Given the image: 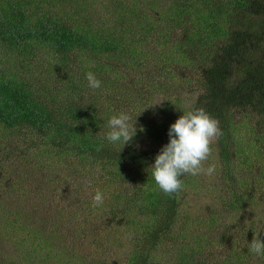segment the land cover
<instances>
[{"label": "trees", "instance_id": "trees-1", "mask_svg": "<svg viewBox=\"0 0 264 264\" xmlns=\"http://www.w3.org/2000/svg\"><path fill=\"white\" fill-rule=\"evenodd\" d=\"M96 1L0 0V248L23 249L0 264H264L245 221L256 196L264 219V0ZM194 108L219 121L228 190L202 213L179 208L189 175L170 196L150 168ZM120 112L122 149L94 134Z\"/></svg>", "mask_w": 264, "mask_h": 264}, {"label": "clouds", "instance_id": "clouds-1", "mask_svg": "<svg viewBox=\"0 0 264 264\" xmlns=\"http://www.w3.org/2000/svg\"><path fill=\"white\" fill-rule=\"evenodd\" d=\"M86 79L91 89L101 87V81L94 73L88 72ZM131 120L130 115L125 112L111 116L108 120L109 131L106 133V139L112 143H120L121 149L131 143L137 132L136 120L130 122ZM139 130L143 131V128ZM221 135L219 121L204 108H194L179 116L169 127L168 143L162 146L150 166L159 189L171 196L182 189L183 181L180 177L184 175L212 176L216 172V166L210 164L205 168L204 162L212 153L213 141ZM103 200V193L96 189L93 206L102 205ZM250 250L257 256L264 255V231L253 234Z\"/></svg>", "mask_w": 264, "mask_h": 264}, {"label": "rangeland", "instance_id": "rangeland-1", "mask_svg": "<svg viewBox=\"0 0 264 264\" xmlns=\"http://www.w3.org/2000/svg\"><path fill=\"white\" fill-rule=\"evenodd\" d=\"M96 2H97V5L94 7V9H96L98 11V13L103 15L104 11L106 10L105 5L107 6V3L109 4V0H97ZM126 2L129 3L130 1L127 0ZM107 16L108 15H106V17ZM103 17H105V16H103ZM157 97H158V100H160V101L164 99L163 96H161V95H158ZM190 99H192V98L190 97ZM108 131H109V128L105 127L104 129L96 130V132L94 134H96L99 138L102 136H105L104 139H106V133ZM211 148H212V153L208 157L207 161L204 162V167L207 168L210 164H214L216 166V172L212 176H207L204 174L195 175V176L189 175L190 176L189 178H191V180H189V181L194 180L195 182H192V183L189 182L190 187L189 186L184 187L183 191L180 192V196L184 197V200L181 203V206H179L180 210H192V209H194L195 213H202L203 209L204 210L206 209V206L207 207H213V204L215 202V197L225 198L226 193L228 192L227 186L226 185L221 186L219 184V182H217V180H218L217 174L221 173L220 170L224 169V166L221 163L222 159L220 158V156L218 154V150L216 149V145L214 144V141L211 145ZM57 161H58V159L56 157L52 159L53 164L56 163ZM60 165L64 166L65 168L59 169V166H57V165H52V166L58 167L57 171L59 172V170H60V174H64L65 172H67L66 161L60 160ZM249 180H250V178H249ZM262 188H264V187H262ZM257 192H259V190H257ZM257 200H258V197L256 196V201ZM256 201H252V204L250 205V208H249L251 217H249L248 219H245L246 223L250 221V224H251L253 222V225H250V227H247V229L249 230L248 234L250 236H253V234H255L257 231H264V219L261 221H259L258 219H256V220L253 219V218H255L253 216V212H255L257 210V208L254 207L252 209L251 207L256 205ZM261 211H262V209H260L255 215H259L261 213ZM204 214H206V211ZM238 216L240 217V214ZM218 221L220 223V220H218ZM223 223H226V221L224 220ZM238 223H239V220L237 217V221H236V224L234 226H236ZM220 225H222V223H220ZM203 229L206 230V228H203ZM230 232H231V230H230ZM230 232H229V234H230ZM229 237H230V235H229ZM69 239H70L69 242L73 243L75 246L77 243L80 242L79 241L80 239L78 241H76V239L74 237L69 238ZM122 241L123 240H121V243L123 244L124 242H122ZM237 241H239V240L236 238L232 239L233 247L237 246L236 245ZM114 243H116V241H114ZM124 245L128 246L129 243H126ZM212 245L215 247L214 250L216 252H224V246H225L224 242L223 243H222V241L220 243L212 242ZM92 247H93V243H91V244L84 243V244H81V246L80 245L76 246V248L79 249L80 251H82V250L85 251L88 248H92ZM2 250H3V253H0V256H4V255L8 256L7 262H9V263H14L15 260H19L21 257H23V249L16 244L15 238H12V241H7L6 244L3 245L2 248H0V252ZM117 250H118V246L113 245V251H112L113 254H115ZM25 251H27V249ZM162 253H163V250H160L159 255L157 257H160Z\"/></svg>", "mask_w": 264, "mask_h": 264}]
</instances>
